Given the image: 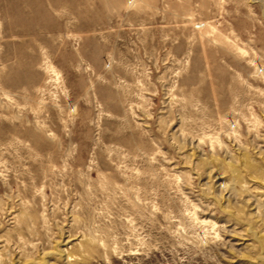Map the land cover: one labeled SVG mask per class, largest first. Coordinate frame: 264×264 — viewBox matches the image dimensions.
Here are the masks:
<instances>
[{
  "label": "rangeland",
  "instance_id": "374dc122",
  "mask_svg": "<svg viewBox=\"0 0 264 264\" xmlns=\"http://www.w3.org/2000/svg\"><path fill=\"white\" fill-rule=\"evenodd\" d=\"M257 233L264 0H0V264H264Z\"/></svg>",
  "mask_w": 264,
  "mask_h": 264
},
{
  "label": "bare ground",
  "instance_id": "6f19581e",
  "mask_svg": "<svg viewBox=\"0 0 264 264\" xmlns=\"http://www.w3.org/2000/svg\"><path fill=\"white\" fill-rule=\"evenodd\" d=\"M240 153V152H239ZM258 221V220H257ZM252 231V230H251ZM254 233V232H253ZM255 237H256V240L258 241V243L260 244V243H262V242H264V234L263 233H257L256 235H255ZM256 243V242H255ZM71 243H70V241H68V242H66L65 244H64V247L66 246H69ZM257 244V243H256ZM262 245H264V244H262ZM60 257H62V258H64L66 261H70V256L69 255H67L66 254V251L64 250V251H57L56 252ZM72 256V255H71ZM262 257V256H261ZM73 258V257H72ZM75 258V257H74ZM263 258V257H262ZM1 260V259H0ZM263 260V259H262ZM20 263V262H19Z\"/></svg>",
  "mask_w": 264,
  "mask_h": 264
}]
</instances>
